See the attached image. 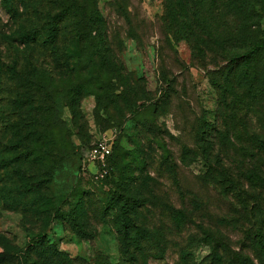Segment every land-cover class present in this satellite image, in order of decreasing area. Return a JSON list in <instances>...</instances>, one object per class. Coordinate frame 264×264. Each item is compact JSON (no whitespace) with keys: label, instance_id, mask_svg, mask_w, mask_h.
<instances>
[{"label":"rangeland","instance_id":"obj_1","mask_svg":"<svg viewBox=\"0 0 264 264\" xmlns=\"http://www.w3.org/2000/svg\"><path fill=\"white\" fill-rule=\"evenodd\" d=\"M233 1L205 0L188 10L183 0H97L128 75L126 94L136 90L143 107L120 119L116 105L107 114L88 94L75 117L60 101L57 120L51 100L39 99L24 74L34 66L51 70L56 95L68 78L29 56L0 1V264H212L216 249L223 264L237 255L264 264V68H228L236 53L264 42V3L248 0L247 14H234ZM190 10L211 12L214 20L205 17L203 27ZM255 61L264 67V57ZM38 105L47 111L27 109ZM102 137L115 148L108 174L97 178L88 149ZM29 149L33 155L23 156ZM125 163L132 171L123 186L142 203L136 216L153 235L136 262L121 253L117 207L107 200ZM21 175L44 185L49 203L37 208L45 214L19 201ZM77 203L80 232L54 212L67 215ZM175 210L184 211L183 226ZM38 233L51 246L47 253L27 248Z\"/></svg>","mask_w":264,"mask_h":264},{"label":"trees","instance_id":"obj_2","mask_svg":"<svg viewBox=\"0 0 264 264\" xmlns=\"http://www.w3.org/2000/svg\"><path fill=\"white\" fill-rule=\"evenodd\" d=\"M0 1L10 18L17 23L16 41L21 46L29 48V56L48 60L50 68L54 66L60 71V75L63 78H68L67 81H63L66 86L60 90L59 95H56L54 90L56 81L51 70L43 69L38 71L34 66L30 72L24 74V80L29 76L30 83L32 82L36 85L37 91H35V95L39 94V99L43 97L47 101L48 98L51 100L50 111L53 112V118L59 119L55 112L57 113L60 101L63 106H67L70 109L72 116H78L80 101L88 94L95 96L98 110L101 109L107 114L111 111V105H116L113 111L117 113L120 119L123 118L125 112L133 116L138 114V107L141 108L143 105L136 106V104L141 101V98L137 97L136 90H133V96L126 94L127 85L125 78L128 75L124 73L123 66L117 61L111 49L106 22L98 9L97 0ZM183 1L188 10L191 7L196 8L197 5L201 7L205 2V0ZM262 1L264 3V0ZM205 3L217 5V0H206ZM249 6L248 0H234L230 3L234 14H247ZM191 12L203 27L208 24L205 17H211V22L214 20L215 15L211 12H207L205 15L200 11L193 10ZM205 34H209V32L206 31ZM227 36L223 37V41L229 40V35ZM231 43H234V41ZM262 57H264V42L262 40L254 41L249 47L229 59V72H234L241 66L242 68L244 66L245 71H253L255 73L258 70L261 71V68L263 71L264 67L261 64H254L255 60L261 61ZM32 75L34 80L31 79ZM252 79L250 77V85H253ZM48 95L51 96L48 97ZM27 109L29 111L36 110L39 113L47 111L46 105H43V107L38 105V108L28 106ZM54 125L56 126V124ZM113 148L115 146H112ZM140 152L137 150L134 158H137ZM22 155L32 156L33 152H31V149L24 150ZM111 158L112 153L108 161ZM142 164L143 162L140 163V165ZM130 171H132L130 163L122 164L119 167V173L115 180V189L107 200L109 201L108 203H112V206L115 205L117 207L115 226L120 236L121 253L123 257L127 256L129 260L136 262V255L142 251V246L152 239L153 235L139 222L136 216L137 207L142 203L137 202L139 200L138 197L128 192L123 186L125 175ZM20 177H22V187L19 201L23 203L26 210L32 211L33 214H45L46 208L40 211L37 208L41 200L43 202L46 200L45 202L49 203L48 196L41 192V188H44V185L38 181L32 183L24 175ZM79 204L77 203L67 215L61 214V211H57V208L54 210L57 217L63 219L64 222H68L76 232L81 230L79 228L81 215L77 211ZM173 218L179 226H183L186 220L182 210H175ZM205 234L209 235L207 232ZM262 237L263 235L259 233H255L252 236L254 240L258 239L259 242H261ZM46 242V239H43V235L38 233L34 235L31 242H28L27 248L31 249L32 247L39 254H44L51 250V246H48ZM56 254V252L52 251L51 256ZM59 254V256H63V252L60 251ZM186 255V252L181 253L182 257ZM229 259V264H251L247 263L245 256L237 255ZM211 262L212 264H223V250L219 252L216 249ZM103 264L118 263L105 262Z\"/></svg>","mask_w":264,"mask_h":264},{"label":"built area","instance_id":"obj_3","mask_svg":"<svg viewBox=\"0 0 264 264\" xmlns=\"http://www.w3.org/2000/svg\"><path fill=\"white\" fill-rule=\"evenodd\" d=\"M112 153V141L102 137L93 142L88 149V160L94 167L92 173L97 178L108 174V159ZM89 167V166H88Z\"/></svg>","mask_w":264,"mask_h":264}]
</instances>
